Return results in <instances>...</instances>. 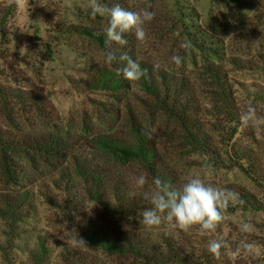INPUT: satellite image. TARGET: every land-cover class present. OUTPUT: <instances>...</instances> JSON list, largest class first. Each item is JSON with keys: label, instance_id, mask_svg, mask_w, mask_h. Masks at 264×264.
Here are the masks:
<instances>
[{"label": "rangeland", "instance_id": "1", "mask_svg": "<svg viewBox=\"0 0 264 264\" xmlns=\"http://www.w3.org/2000/svg\"><path fill=\"white\" fill-rule=\"evenodd\" d=\"M103 2L133 9L152 5L147 40L127 34L128 44L117 55L127 52L154 73L160 100H177L176 113L190 102L187 111L197 135H186L170 113L149 103L140 83L118 75L121 63L114 68L105 63V53L83 31L103 33L107 20L92 17L87 0H0V127L18 135H55L72 153L55 166L17 157L15 185L0 177L2 205L10 201L3 198L9 191L21 198L14 214L0 217V264H64L63 252L76 247L81 259L71 264H264V211L230 204L215 233L149 229L141 219L148 202L132 215L110 216L90 200L89 187L75 174L76 164L101 167L111 186L108 198L114 191L129 192L145 202L137 180L143 175L145 187H152L155 176L99 143L104 137L129 140L130 125L138 124L156 138L162 181L179 187L187 176L197 175L220 189L248 192L264 204V125L240 127V114L249 106L264 116V0ZM173 55L183 58L180 65L172 62ZM213 69L220 73L219 82L212 78ZM97 71L114 74L113 81L122 79L123 88H93ZM219 86L229 93L237 123L219 112L214 96ZM34 100L42 101L44 114ZM249 157L261 160V166L255 162L252 168ZM244 223L253 230L241 231ZM90 230L129 231L151 255L147 260L109 255L88 243ZM212 239L224 243L219 258L208 251Z\"/></svg>", "mask_w": 264, "mask_h": 264}, {"label": "trees", "instance_id": "2", "mask_svg": "<svg viewBox=\"0 0 264 264\" xmlns=\"http://www.w3.org/2000/svg\"><path fill=\"white\" fill-rule=\"evenodd\" d=\"M88 37H90L93 42L98 46L99 50L104 54L107 49L105 48V35L98 31L97 34H93L89 31H83ZM119 62L111 64L112 67L118 65ZM142 68H146L144 64L141 65ZM213 80L219 82L220 73L213 69L211 71ZM147 76L143 78L139 83L144 94L149 97V103L158 104L161 112L170 113L171 116L176 120V123L180 124L186 135H197L194 133L195 120L190 115L188 108L190 107V102L185 104L184 111L180 114L176 113V103L160 100L161 88L160 81L155 78L154 73L147 69ZM115 75L107 72L97 71L95 73L93 88L100 90H110L116 91L122 87V79L114 80ZM97 79V80H96ZM215 81V82H216ZM162 85L165 84L162 82ZM222 86V85H221ZM219 86L217 93L214 94L216 100L218 101L219 112L223 114V117L228 120L227 122L237 123L238 117L235 112H232L231 102L229 93L227 90L222 89ZM228 94V95H227ZM168 98V97H167ZM42 101L34 100V106L39 110L43 111L44 108L40 103ZM161 105V106H159ZM180 106V105H179ZM237 111V110H236ZM230 130L233 134L236 133L237 127H232ZM130 139L124 141H112L104 137L99 143L109 152L116 155L122 161H137L148 168V172L160 179H165L164 169H160V153L157 148V141L155 136L150 130H147L142 125L131 124L130 125ZM21 157L24 161L30 163L40 162L47 166H55V163L60 161H67L72 158V153L62 140L55 138V135H18L11 131L3 132L0 127V177L4 180L6 184H14L17 181V169L15 166V158ZM70 158V159H69ZM253 157H249L250 165L252 168L255 167L254 163H259L261 166V160L254 161ZM240 162V159H238ZM244 165H240L241 169L244 170ZM246 170V169H245ZM75 174L85 181L86 185L89 187L87 189L88 197L93 202H98L110 216L115 215H132L137 211L142 210L146 207L145 202L138 198V195L131 194L129 192H119L114 191L111 195L107 197V188L109 181L107 179V172L98 166H91L87 164L75 165ZM111 188V186H109ZM105 193V194H104ZM10 199L9 202L0 201V217H7L14 214L21 206L20 196L13 193L12 191L7 192L6 196L3 197ZM240 198L243 200V209H252L257 211H264V204L261 203L254 195L248 192H242ZM6 203V205H5ZM90 234L87 235L88 243H91L97 249L108 253L109 255H121V256H131L134 258H141L147 260L148 256L151 254L145 252L146 249L140 244V240L130 233L129 231L112 233L110 231H96L90 230ZM74 258L77 260L81 259L80 248H67L62 254V262L64 264H71Z\"/></svg>", "mask_w": 264, "mask_h": 264}, {"label": "clouds", "instance_id": "3", "mask_svg": "<svg viewBox=\"0 0 264 264\" xmlns=\"http://www.w3.org/2000/svg\"><path fill=\"white\" fill-rule=\"evenodd\" d=\"M87 7L92 17L106 18L107 23L103 28L105 35V63H121L117 68V74L129 82L139 83L147 76V69L142 68L140 63L127 54L120 52L127 44V34H131L138 42L147 40L145 30L146 24L154 19L155 13L147 7L137 5L135 9L131 6L122 7L115 4L109 7L103 0H87ZM115 46V48H114ZM26 47V46H25ZM187 47V45H182ZM182 57L173 55L172 62L175 65L182 63ZM264 125V116H259L254 107L249 106L246 111L240 114V127L260 128ZM148 184L145 176L141 175L137 180V186L142 190L143 199L150 207L146 208L141 216L142 223L146 228L179 229L190 233L193 229L200 234L215 233L226 219L227 210L230 204H243L238 192L220 189L212 184H207L197 175H189L184 183L175 187L159 177H154L152 187H145ZM253 230L250 223H244L241 231L248 233ZM72 232H75L73 228ZM77 242L85 244L77 238ZM224 243L212 239L208 243V251L214 257L219 258ZM242 247L250 249L251 244L244 243Z\"/></svg>", "mask_w": 264, "mask_h": 264}]
</instances>
